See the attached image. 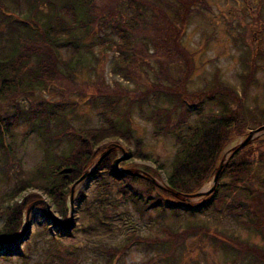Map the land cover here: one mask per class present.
I'll return each mask as SVG.
<instances>
[{"label":"trees","instance_id":"obj_1","mask_svg":"<svg viewBox=\"0 0 264 264\" xmlns=\"http://www.w3.org/2000/svg\"><path fill=\"white\" fill-rule=\"evenodd\" d=\"M113 1L114 8L106 11L103 0H24L26 10L23 0H0V127L5 135L24 121L37 127L46 151L37 171L52 204H45L38 194L22 197L32 185L18 184L3 210L0 257L20 251L19 243L27 232V211V216L33 212L42 215L44 233L55 229V236L48 232L52 241L44 264H82L85 259H81L78 248L57 243L59 238L73 234L72 190L75 203H87L88 195L82 188L87 189L83 183L91 178L102 180L104 184H96V188L101 185L103 191L96 189L100 192L95 198L96 211L91 205L83 213L91 217V222H104L97 227H83L87 234L110 229L106 220L132 202L140 210H157L160 214L198 216L209 211L221 214L228 209L243 227L264 238V136L243 149L236 151L239 143L228 151L237 139L248 138L251 126L264 127V119L257 118L246 104L248 88L257 81L261 39H253L257 50L251 51L252 71L242 76L243 95L226 85L218 72L212 86L192 90L189 84L196 68L181 39L192 17L210 9L209 1ZM97 49L102 53L113 50L112 73L134 88L117 84L108 89L100 78L94 88L96 101L93 98L89 103L99 110L102 123L92 129L78 128L74 122L79 102H51L44 93L59 94L69 86L84 93L92 87H80L78 81L84 70L95 73ZM244 62L246 68V59ZM135 116L153 126L157 139L171 138L176 155L170 167L155 160L154 173L131 168L135 174L119 179L114 163L120 157L152 161L145 151V141L134 128ZM66 140L69 153L53 151ZM222 164L219 185L211 194L197 198ZM5 171H9L8 166ZM158 171L165 172L167 181L157 177ZM86 174L88 177L76 186ZM50 205L59 217H54ZM196 232L191 228L171 232L181 237L164 242L170 245L168 257L173 258L177 247ZM140 239L136 232H129L124 244L98 251L118 264ZM227 240L214 242L227 254L235 255L236 263L246 258L247 264H264V247L235 238ZM155 243L149 246L162 249V242ZM25 254L20 251L18 257L25 260ZM147 264H154V260Z\"/></svg>","mask_w":264,"mask_h":264},{"label":"rangeland","instance_id":"obj_2","mask_svg":"<svg viewBox=\"0 0 264 264\" xmlns=\"http://www.w3.org/2000/svg\"><path fill=\"white\" fill-rule=\"evenodd\" d=\"M208 1L210 9L203 10V14L192 17L181 39L183 46L190 52L191 60L196 68L189 84L190 89L198 90L212 86L214 75L218 72L226 85L235 88L237 92L243 95L244 78L242 76L245 72L248 74L252 71L251 51L257 50L256 42L253 39L258 37L261 39L262 55L258 61L259 68L255 72L257 81L248 88L249 94L246 104L257 118L264 119V0ZM113 2L115 1L103 0L102 4L105 8L103 10L108 11L114 8L116 2L114 4ZM22 7L24 10L28 8L24 0ZM43 9L46 8L43 7ZM96 53L98 61L94 67L95 73L89 74V71L84 70L78 81L80 87L86 86L88 88V85L92 87L85 89L84 93L79 89L75 90V86H69L71 92H69L68 87H64L59 94L55 91L44 93V96H47L51 102L64 105L73 101L79 102L77 121L74 122L75 127L78 128L92 129L102 123L99 118V110L89 103L93 98L96 101L94 88L100 78L108 89L118 87L117 84L134 88L122 76H115L112 73L113 50L107 49L106 52L102 53L100 49H97ZM244 59H246V68ZM22 103L27 105L25 101ZM133 125L137 135L145 141V151L152 156V161L143 162L131 158L129 164L122 165V169L139 168L154 173L153 170H157L155 160H160L167 167H170L177 150L174 141L171 138L161 137L157 139L154 137L153 126L139 116H135ZM250 128V130H256L254 126ZM2 131L3 133H0V225L3 224V210L6 208L7 199L18 184H26V187L29 184L32 185L27 188L22 197H28L30 193L38 194L45 204H51L45 191L46 184L38 176L37 171L46 155L43 138L37 134V127L24 121L23 124H16L10 135H5L3 128ZM263 136L264 132L259 137ZM242 141H244V137L234 141L229 146L228 151ZM69 150L67 140L60 147L53 149L54 152L62 155L69 153ZM6 166L9 167L8 172L5 171ZM157 175L160 179L166 177L164 171H158ZM83 184H87V189L82 188L88 195L87 203L82 202L80 205L74 200L70 203L73 225L71 226L73 229L70 230L73 234H67L59 238L58 243L55 242L63 247L74 246L78 248L82 254L81 259H85L81 262L82 264H115L107 260L105 256H101L98 250L124 244L129 232H136L141 241L134 243L128 254L118 264H147L151 260H154V264H247L249 261H246V258L236 263L233 259L235 255L227 254L219 247V243L214 241L217 239L224 243L229 238H235L243 243L247 241L251 245L264 247L263 236L248 231L228 213V209L221 214L209 211L198 216L172 212L160 214L157 210L146 211L142 209V211L130 202V205L125 204L121 207L120 213L106 220L110 224V229L87 234L82 231L83 227L90 228L91 225H96V227L103 225L104 221L100 219L91 222V217L83 212L86 206L91 207V205L92 210L96 211L94 207V204L98 202L95 199L96 194L103 191L99 189L101 185L96 188V184L104 183L102 180L91 178ZM212 187L213 181L207 184L205 189L209 190ZM96 189L100 192H97ZM114 191H118V187ZM196 201L193 200L192 202ZM51 205L48 207L54 217H57L58 214L52 210ZM41 216L40 213L35 212L29 216H27V211L25 213L24 229L26 228L27 232L25 238L19 243V250L24 254L26 253L25 260L18 257L20 254L18 251L11 256L0 257V264H44L47 259V248L52 241L49 234H54L55 229L45 230L47 233H44ZM186 228L194 229L197 232L183 241L175 250V256L169 258L166 253L170 250V245L164 244V242L177 241L176 238L181 237V235H173L171 232H182ZM74 231L76 232L74 233ZM220 234L225 235V238H221ZM155 242L160 244L162 242V249L149 246L151 245L149 243L156 244Z\"/></svg>","mask_w":264,"mask_h":264},{"label":"water","instance_id":"obj_3","mask_svg":"<svg viewBox=\"0 0 264 264\" xmlns=\"http://www.w3.org/2000/svg\"><path fill=\"white\" fill-rule=\"evenodd\" d=\"M264 132V127H261V128H258L252 132H250L248 138L244 141H242L237 150H240V149H243L245 148L248 144H250L254 139H256L257 137L261 136V134ZM131 158L130 157H123V158H120V159H117L116 162L114 163V167H115V171H116V176L117 178L119 179H123L126 175H131V174H135L131 169H121V164L124 162V161H129ZM224 168V164H222L214 178V181H213V187L209 190H206L205 188L198 194L197 198H201L207 194H211L215 189L216 187L219 185L220 183V179H221V173H222V170ZM97 169L98 167H96L95 171L93 172V175L97 172ZM88 177V174L84 175L77 183H76V186H78L79 184H81L86 178ZM165 181H167V178L164 177ZM74 190H72V202H73V194H74ZM72 229V227H71Z\"/></svg>","mask_w":264,"mask_h":264}]
</instances>
